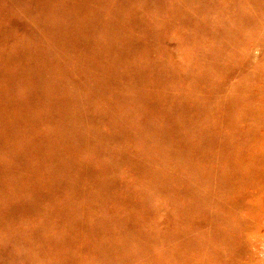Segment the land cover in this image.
<instances>
[{
    "label": "rangeland",
    "instance_id": "rangeland-1",
    "mask_svg": "<svg viewBox=\"0 0 264 264\" xmlns=\"http://www.w3.org/2000/svg\"><path fill=\"white\" fill-rule=\"evenodd\" d=\"M251 104L264 0H0V264H189L236 236L264 264V200L245 235L218 187Z\"/></svg>",
    "mask_w": 264,
    "mask_h": 264
},
{
    "label": "bare ground",
    "instance_id": "bare-ground-1",
    "mask_svg": "<svg viewBox=\"0 0 264 264\" xmlns=\"http://www.w3.org/2000/svg\"><path fill=\"white\" fill-rule=\"evenodd\" d=\"M253 44L256 45L257 41ZM239 111L236 137L235 141L232 142L234 146L232 163L234 166L236 163L239 167H237L235 174L230 177L227 174H223L221 184L218 187L221 189L222 195L226 197V199L222 200L223 203L228 204L229 193H234L236 201L232 199L236 209L237 230H244L246 235L251 229V223L246 216L255 212L256 206L260 205V202L264 200V185H261V183H264V131H259L260 125L264 128V108L257 104H251ZM240 175H245V177L239 179ZM240 191H245V194ZM236 193L240 195L239 202H237ZM254 193H257L258 196H255ZM222 208L224 209L223 206ZM177 243L176 237L174 249L176 257L179 252ZM198 243L199 245H197ZM198 243L192 244L189 264L253 263L252 256L247 253L249 246L245 244L244 240L239 239L238 236L232 242L225 243L220 249L212 247L213 243L206 237H202ZM218 250L220 252L217 254ZM232 256L235 258H232ZM177 260L176 258L175 261L177 262Z\"/></svg>",
    "mask_w": 264,
    "mask_h": 264
}]
</instances>
